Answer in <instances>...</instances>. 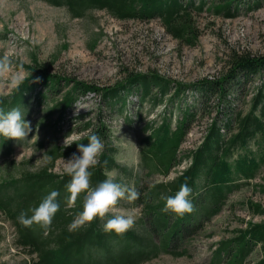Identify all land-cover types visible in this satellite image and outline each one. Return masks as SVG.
<instances>
[{
    "label": "trees",
    "instance_id": "obj_1",
    "mask_svg": "<svg viewBox=\"0 0 264 264\" xmlns=\"http://www.w3.org/2000/svg\"><path fill=\"white\" fill-rule=\"evenodd\" d=\"M43 1L66 8L73 18H85L93 11H105L120 21L160 19L169 35L189 46H195L199 37L195 16L208 12L215 17L235 19L243 10L256 11L264 3V0ZM228 64L221 77L193 84H182L159 73H135L125 83L100 88L50 75L49 68L37 62L34 66L16 62L15 67L27 71L28 76L9 95L0 96V107L5 111L19 107L27 121L41 107L45 111L34 128L36 131L32 129L27 139L0 136V158L4 161L12 158L16 148L26 146L39 131L41 138L33 144L37 150H45L51 161L41 171H24L18 178L7 175L0 183V213L16 231V246L33 257L24 264H145L161 255L188 256L185 244L221 212L231 193L249 185L264 166V83L253 96L247 114L238 111L235 104L237 92L249 85L259 73H264V55L234 52ZM91 93L99 94L102 104L111 109L121 103V113L136 103L137 109L139 105L149 103L152 112L173 93L168 102L180 110L175 126V111L172 110L164 111L161 123H148L143 128L145 136L141 140L140 164L149 176L171 174L173 167L180 162L178 154L193 122L199 114L205 116L214 112L211 110L213 99L217 100V116L207 129L203 145L196 152L184 156L183 159L192 158V165L173 181L148 188L143 186L140 177L135 179L131 166L116 159L119 148L113 140L111 126L103 121L96 123L89 119L75 129L80 133L89 131L87 136L70 146H60L61 138L73 132L72 128L65 131L68 115L82 96ZM83 118L85 116H78L75 121ZM234 129L237 132H232ZM93 134L102 139L104 151L97 166L90 169L92 186L117 170L133 178L136 181L134 187L141 193L133 205L142 209L143 217L135 228L122 235L104 231L103 225L110 216L104 220L97 218L84 228L69 232L68 225L83 211L85 194L81 193L75 203L69 205L70 193L66 185L71 177L66 173L49 172L58 159H70L73 153L78 155V143L87 145L88 137ZM251 144L256 146V151L251 149ZM115 182L120 183L121 180ZM184 183L192 189L189 199L195 210L183 216L162 211L166 202L161 195L174 196ZM52 190L60 193V210L47 233L39 225H21L19 214L38 206ZM248 209L253 215H264L260 204L250 203ZM255 253L261 257L255 256L253 264H264V221L248 223L246 228L233 230L231 238L219 242L209 264H247Z\"/></svg>",
    "mask_w": 264,
    "mask_h": 264
},
{
    "label": "rangeland",
    "instance_id": "obj_2",
    "mask_svg": "<svg viewBox=\"0 0 264 264\" xmlns=\"http://www.w3.org/2000/svg\"><path fill=\"white\" fill-rule=\"evenodd\" d=\"M194 19L199 37L195 46H189L169 35L160 19L120 21L105 11H93L85 18H73L66 8L52 6L43 0H0V57L7 54L13 64L0 81V96L9 95L27 78V71H21L14 65L20 61L31 66L37 62L48 67L50 75L106 88L125 83L135 73H159L182 84H193L224 75L234 52L264 55V3L256 11L243 10L235 19L215 17L208 12ZM14 76H18V83H12ZM262 83L264 73H259L235 95L236 107L243 115L250 111L252 98ZM172 95L152 112L149 103L139 105L138 109L136 103L127 106L123 113L120 111L121 103L111 109L102 104L99 94L84 95L68 115L65 131L72 128L73 132L68 138H61L60 146L65 147L66 138L73 144L87 136L89 131L80 133L75 129L89 119L96 123L103 121L111 126L113 140L119 148L116 159L123 165L131 166L135 179L140 177L144 187L173 181L192 165V158L183 159L184 156L196 152L207 138V129L217 116V100H212L211 110L214 112L211 115L199 114L193 122L178 154L180 162L173 167L171 174L149 176L140 164L141 140L145 136L143 128L148 123H161L164 111L172 110L175 111V126L180 110L169 104ZM44 111L45 108L41 107L29 119L33 130ZM81 115L85 116L84 120L75 121ZM232 132H237V129ZM35 135L37 137L28 141L26 146L16 148L9 160L0 158V183L7 175L18 178L24 171L37 172L49 166L51 161L45 150L39 151L33 144L35 140H40L41 133L37 131ZM250 146L252 150H257L255 145ZM66 160L58 159L49 172L64 174ZM108 176L130 187L136 183L122 171L110 172ZM263 191L264 166L249 181V185L231 193L221 212L185 244L188 256L161 255L145 264H209L219 242L231 238L233 230L246 228L248 223L264 221V215H253L248 209L250 203L264 208ZM118 206L125 212L134 213L135 228L143 217L142 209L124 200ZM15 242V229L0 213V264L31 261L33 257L18 248ZM257 255H252L247 264H253Z\"/></svg>",
    "mask_w": 264,
    "mask_h": 264
},
{
    "label": "clouds",
    "instance_id": "obj_3",
    "mask_svg": "<svg viewBox=\"0 0 264 264\" xmlns=\"http://www.w3.org/2000/svg\"><path fill=\"white\" fill-rule=\"evenodd\" d=\"M12 67V61L7 54L0 57V81H3ZM12 83H18V76L13 77ZM31 132L30 121L25 119L19 107L11 108L8 111L0 107V136L6 139L24 140ZM67 138L64 142L65 147L72 144L68 142ZM103 151L102 139L93 134L88 137L87 145L78 143L79 155L73 153L71 158L65 162L64 172L71 177L70 182L66 185V189L70 193L68 204H74L81 193L85 194L83 211L78 213L68 225L69 232H76L97 218L104 220L106 216H110V218L103 225L105 232L122 235L135 224L134 213L125 212L118 206L122 200L131 203L140 198L141 193L135 187H130L126 183H117L111 176L95 187L91 184L92 172L90 169L97 166ZM46 159L49 158L46 157ZM191 194L192 189L187 183L182 184L174 196L162 194L161 199L166 202L162 211H171L180 216L192 213L195 209L189 199ZM59 195L60 193L56 190L50 191L42 198L38 206L19 214V223L25 227L39 225L47 233L56 213L60 210Z\"/></svg>",
    "mask_w": 264,
    "mask_h": 264
}]
</instances>
